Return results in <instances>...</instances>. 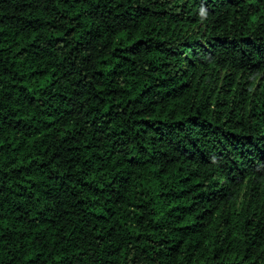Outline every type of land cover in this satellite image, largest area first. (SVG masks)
<instances>
[{
	"label": "trees",
	"instance_id": "obj_1",
	"mask_svg": "<svg viewBox=\"0 0 264 264\" xmlns=\"http://www.w3.org/2000/svg\"><path fill=\"white\" fill-rule=\"evenodd\" d=\"M0 264H264V0H0Z\"/></svg>",
	"mask_w": 264,
	"mask_h": 264
}]
</instances>
